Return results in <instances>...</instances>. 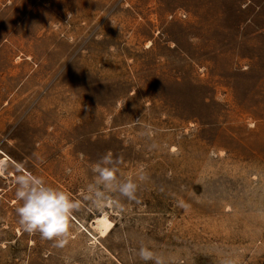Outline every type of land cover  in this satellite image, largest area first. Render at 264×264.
Wrapping results in <instances>:
<instances>
[{"label": "rangeland", "instance_id": "374dc122", "mask_svg": "<svg viewBox=\"0 0 264 264\" xmlns=\"http://www.w3.org/2000/svg\"><path fill=\"white\" fill-rule=\"evenodd\" d=\"M0 150V264H264V0H0ZM109 152L135 200L86 198ZM29 174L66 238L21 228Z\"/></svg>", "mask_w": 264, "mask_h": 264}, {"label": "clouds", "instance_id": "9594fccd", "mask_svg": "<svg viewBox=\"0 0 264 264\" xmlns=\"http://www.w3.org/2000/svg\"><path fill=\"white\" fill-rule=\"evenodd\" d=\"M118 162L119 158L113 159L109 152L92 164L95 180L87 186L89 195L86 198L92 199L97 205L109 201L108 194L112 192L129 200L136 199L138 185L131 179L118 178ZM139 179L144 180L145 176L141 175ZM15 196L19 202L16 214L23 231L39 233L42 239L47 240L67 237L70 220L79 207V201L73 200L69 193L48 185L41 177L29 174L17 178ZM111 202L116 203L115 200ZM58 246H63V239H59ZM134 252L145 262L163 264L147 245L141 244Z\"/></svg>", "mask_w": 264, "mask_h": 264}, {"label": "bare ground", "instance_id": "6f19581e", "mask_svg": "<svg viewBox=\"0 0 264 264\" xmlns=\"http://www.w3.org/2000/svg\"><path fill=\"white\" fill-rule=\"evenodd\" d=\"M0 153L3 152L0 150ZM9 161L11 160L6 155L4 159L0 160V173L3 172L4 166L7 165ZM94 225H96L97 229L102 235H106L113 227V223L108 219L106 215L96 218L94 221Z\"/></svg>", "mask_w": 264, "mask_h": 264}, {"label": "crops", "instance_id": "0c3cea01", "mask_svg": "<svg viewBox=\"0 0 264 264\" xmlns=\"http://www.w3.org/2000/svg\"><path fill=\"white\" fill-rule=\"evenodd\" d=\"M2 152H3V151H2ZM3 153H4V152H3ZM3 153H0V154H2V155H3V158H1L0 160H2V159H4V158H5V155H6V154H5V153L3 154ZM6 156H7V155H6ZM7 157H8V158H9L11 161H9V162L7 163V165H5V166H4L3 172H2V173H0V175H2V176H5V175H4L5 168H6V167L9 165V163H10V162H12V163H14V164H15V162H14V161H13V160H12V159L9 157V156H7Z\"/></svg>", "mask_w": 264, "mask_h": 264}]
</instances>
